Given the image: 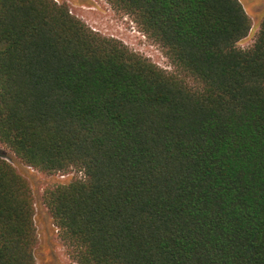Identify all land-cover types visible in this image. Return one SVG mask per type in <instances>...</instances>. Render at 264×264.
Wrapping results in <instances>:
<instances>
[{
    "label": "trees",
    "instance_id": "16d2710c",
    "mask_svg": "<svg viewBox=\"0 0 264 264\" xmlns=\"http://www.w3.org/2000/svg\"><path fill=\"white\" fill-rule=\"evenodd\" d=\"M176 72L55 0H0V144L46 174L77 264H264V17L240 0H106ZM27 179L0 159V264H36Z\"/></svg>",
    "mask_w": 264,
    "mask_h": 264
},
{
    "label": "rangeland",
    "instance_id": "374dc122",
    "mask_svg": "<svg viewBox=\"0 0 264 264\" xmlns=\"http://www.w3.org/2000/svg\"><path fill=\"white\" fill-rule=\"evenodd\" d=\"M68 6L70 14L82 21L92 31L120 41L130 51L139 54L167 72H176L160 47L150 40L135 23L132 16L114 8L106 0H55ZM250 19L251 29L247 37L238 43L241 49L252 45L264 17V0H240ZM0 159L11 163L28 181L34 199V223L37 231L35 248L36 264H77L71 250L59 238V232L44 204V192L56 185L84 179L77 169L64 173L46 174L23 165L4 145L0 144Z\"/></svg>",
    "mask_w": 264,
    "mask_h": 264
}]
</instances>
